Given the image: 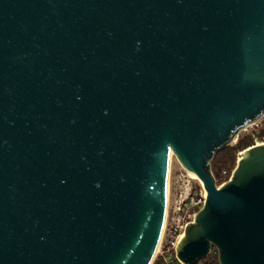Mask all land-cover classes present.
<instances>
[{
	"label": "water",
	"instance_id": "95a60500",
	"mask_svg": "<svg viewBox=\"0 0 264 264\" xmlns=\"http://www.w3.org/2000/svg\"><path fill=\"white\" fill-rule=\"evenodd\" d=\"M263 116L264 0H0V264H152L172 152L179 260L264 264V139L211 170Z\"/></svg>",
	"mask_w": 264,
	"mask_h": 264
},
{
	"label": "rangeland",
	"instance_id": "374dc122",
	"mask_svg": "<svg viewBox=\"0 0 264 264\" xmlns=\"http://www.w3.org/2000/svg\"><path fill=\"white\" fill-rule=\"evenodd\" d=\"M260 132L264 133V116L240 130L235 139L230 144L216 152L214 156L215 160L213 162L211 161V170L216 179L217 185H221L226 182L231 177L237 165L240 152L239 149L236 148V146H247L252 143L258 142L256 135L261 140H263L264 135L261 136ZM231 148L234 152V162L231 161V159L228 157L229 153H227V151ZM189 190L197 193L198 197H200V194L203 193V185L199 178H193L184 169L176 155L172 152L169 164L167 197V200H169L170 211L176 201L179 200L180 195H186Z\"/></svg>",
	"mask_w": 264,
	"mask_h": 264
},
{
	"label": "built area",
	"instance_id": "2783aa9c",
	"mask_svg": "<svg viewBox=\"0 0 264 264\" xmlns=\"http://www.w3.org/2000/svg\"><path fill=\"white\" fill-rule=\"evenodd\" d=\"M205 199L206 191L203 187V193L200 194V197L191 190L186 195H180L171 211L169 200H167L164 232L152 264H184L177 257L176 242L179 236L182 237L187 225L194 220L197 212L203 207ZM211 254L218 256L217 249L213 247ZM199 263L203 264L204 261H198L196 264Z\"/></svg>",
	"mask_w": 264,
	"mask_h": 264
},
{
	"label": "trees",
	"instance_id": "16d2710c",
	"mask_svg": "<svg viewBox=\"0 0 264 264\" xmlns=\"http://www.w3.org/2000/svg\"><path fill=\"white\" fill-rule=\"evenodd\" d=\"M227 153H229L228 154V157L231 159V161L232 162H234L235 161V157H234V152H233V149L231 148V149H229L228 151H227ZM215 160V157H214V159L212 160V162ZM216 164V163H215ZM207 261H208V264H219L218 263V256H217V254H211L208 258H207Z\"/></svg>",
	"mask_w": 264,
	"mask_h": 264
},
{
	"label": "bare ground",
	"instance_id": "6f19581e",
	"mask_svg": "<svg viewBox=\"0 0 264 264\" xmlns=\"http://www.w3.org/2000/svg\"><path fill=\"white\" fill-rule=\"evenodd\" d=\"M190 174V173H189ZM193 178L197 179L198 177L197 176H194V175H191Z\"/></svg>",
	"mask_w": 264,
	"mask_h": 264
},
{
	"label": "flooded vegetation",
	"instance_id": "af4514ba",
	"mask_svg": "<svg viewBox=\"0 0 264 264\" xmlns=\"http://www.w3.org/2000/svg\"><path fill=\"white\" fill-rule=\"evenodd\" d=\"M260 135H261V136H263V135H264V133H263V132H260Z\"/></svg>",
	"mask_w": 264,
	"mask_h": 264
}]
</instances>
